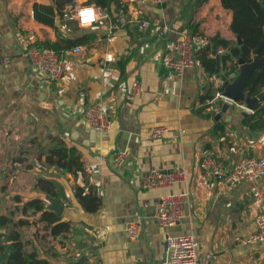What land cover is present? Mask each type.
Here are the masks:
<instances>
[{"label": "crops", "instance_id": "0c3cea01", "mask_svg": "<svg viewBox=\"0 0 264 264\" xmlns=\"http://www.w3.org/2000/svg\"><path fill=\"white\" fill-rule=\"evenodd\" d=\"M84 1L77 0L74 8L86 6ZM114 1L107 18L83 26L70 21V31L60 29L59 19L56 32L33 18L32 5L50 0H0V234L16 231L25 248L36 250L48 264H73L80 256L86 257L83 264H161L165 239L181 234L197 239L199 264H264V241H244L264 210V175L225 185L207 179L198 165L203 152L227 169L240 155L264 157V129L252 131L242 123L243 103H229L218 120L204 112L218 73L209 72L198 59L181 75L166 69L167 45L158 30L167 24L177 35L195 24L196 48L215 35L236 42L231 12L220 0L200 7L194 0H165L161 5ZM119 1L129 22L109 34ZM144 19L148 30L137 26ZM87 35V43L79 44L81 55L71 54L70 48L61 55L65 72L59 81L47 80L22 54L34 42ZM3 56L8 63H1ZM96 103L111 118L107 133L84 121L86 109ZM218 121L221 131L215 130ZM157 125L168 132L149 138V129ZM58 143L74 148L91 165L90 173L74 175L43 164ZM120 151L126 156L116 164L113 158ZM172 166L186 170L183 182L146 186L150 170ZM41 178L56 182L58 197H48L36 186ZM75 187L96 193L99 209L85 211L73 197ZM171 193L182 195L184 217L175 226L161 227L152 213L161 196ZM50 198L63 205L58 217L69 223L68 231L52 234L40 213L25 206L40 199L50 210ZM135 220H142L144 230L129 239L124 228Z\"/></svg>", "mask_w": 264, "mask_h": 264}, {"label": "built area", "instance_id": "2783aa9c", "mask_svg": "<svg viewBox=\"0 0 264 264\" xmlns=\"http://www.w3.org/2000/svg\"><path fill=\"white\" fill-rule=\"evenodd\" d=\"M153 4L161 5L165 0H150ZM85 9H91L93 18L84 23L81 12ZM108 17V9L94 4L86 5L81 8H74L68 5L63 10L59 27L63 31H70L69 22L76 20L80 26L88 25L99 19ZM129 22L128 12L123 1L116 5L115 18L110 20L108 33H112ZM137 26L140 30H148V20H137ZM159 35L166 42L167 48L163 58V65L171 72L181 75L186 68L192 67L195 63V50L193 35L190 31H183L174 35L171 26L163 24L159 27ZM235 41H229L226 45H217L212 56H224L231 53L235 46ZM73 55H81L83 47L75 45L70 48ZM23 56L29 61L31 66L40 72L49 81H59L65 72V63L61 55L48 47H38L34 43L29 44L23 49ZM7 56L1 57V63H8ZM238 75V65L236 59L232 56L225 58L224 65L219 74L213 75L214 90L206 98L203 106L204 112L214 115L219 112L222 104L234 103V101L223 95L221 84L222 77L228 81H233ZM84 121L94 131L107 133L111 128V118L102 103H96L89 106L84 113ZM168 132L165 125H157L149 129L148 137L156 138ZM126 156L125 151L117 152L114 155V162L120 164ZM81 160V159H80ZM82 170L85 174L91 171V165L86 160H81ZM199 168L207 179H214L225 185H235L243 181L255 180L264 175V157L255 155H240L230 169L225 168L212 154L203 152L199 160ZM37 167L45 169L41 163ZM186 179V170L182 167L172 166L167 169H152L147 176L146 186L148 188L169 187L183 182ZM184 217L183 198L180 194H165L161 196L156 203L152 219L161 227H172L180 223ZM256 230L251 233L245 242L264 241V210L257 213L255 217ZM144 230L142 220H135L127 223L124 233L129 239L138 238ZM198 241L192 234H181L167 236L165 239V255L161 264H199L197 254ZM207 254L206 257H209Z\"/></svg>", "mask_w": 264, "mask_h": 264}, {"label": "trees", "instance_id": "16d2710c", "mask_svg": "<svg viewBox=\"0 0 264 264\" xmlns=\"http://www.w3.org/2000/svg\"><path fill=\"white\" fill-rule=\"evenodd\" d=\"M77 0H50L49 4L35 2L32 5L33 18L45 25L59 30L56 21L61 18L66 6H76ZM89 4H94L109 9L114 0H87ZM208 0H194L195 7H200ZM221 6L229 10L232 15L230 30L241 39V44L237 41L231 49V53L224 56H211L217 45H226L229 41L219 35L207 38L199 48L195 50V59L204 65L209 72L220 73L223 68L225 58L234 57L236 60L241 53L244 61L248 62L252 58V50L259 42L262 44L258 50V55H264V0H220ZM189 31L194 36L197 32L195 24L190 25ZM60 41L45 40L34 42L38 47H48L62 55L69 48L81 43H87L88 35L82 38H71L69 36L60 38ZM237 63V61H236ZM264 88V65L261 69L255 70L245 84L244 90L250 96H255ZM210 96V95H209ZM242 103L241 101H237ZM242 123L252 131L264 129V99L263 104L254 112L242 118ZM221 121L216 123L215 130H222ZM43 164L54 166L74 175L82 173V163L76 150L58 143L49 149L45 155ZM36 186L44 191L48 197H58L57 184L51 179H38ZM62 195V194H60ZM73 197L79 205L87 212H95L99 209L101 201L96 193H85L82 188L75 187ZM26 207L33 208L36 213H40L41 220L50 225L51 233L58 234L68 231L69 223L61 221L53 211L47 210L40 199H33L25 203ZM0 264H48L44 259L37 257L36 250H27L24 243L19 238V234L14 231L10 235L0 234Z\"/></svg>", "mask_w": 264, "mask_h": 264}, {"label": "water", "instance_id": "95a60500", "mask_svg": "<svg viewBox=\"0 0 264 264\" xmlns=\"http://www.w3.org/2000/svg\"><path fill=\"white\" fill-rule=\"evenodd\" d=\"M81 5H88V1L85 0ZM236 41L238 45L241 44V39L238 36H236ZM261 44L262 42L260 41L259 44L253 48L252 58L248 62L242 59L241 53L239 54L236 60L238 65V75L233 81L230 82L222 77L221 88L223 95L234 102L241 101L245 108V111L242 112V115L244 116L248 114L247 111L254 112L263 104L264 88L255 96H250L249 92L244 90L245 84L252 73L255 70L261 69L264 65V55L261 57L258 55V50ZM227 106V103H224L221 106L219 112L215 114L216 120H218L219 117L225 112ZM49 201L50 203L48 208L54 211L57 216H60L63 210V205L53 198H50ZM85 259V256H80L73 264H83Z\"/></svg>", "mask_w": 264, "mask_h": 264}, {"label": "clouds", "instance_id": "9594fccd", "mask_svg": "<svg viewBox=\"0 0 264 264\" xmlns=\"http://www.w3.org/2000/svg\"><path fill=\"white\" fill-rule=\"evenodd\" d=\"M84 23H88L93 18V12L91 9H85L81 12Z\"/></svg>", "mask_w": 264, "mask_h": 264}]
</instances>
